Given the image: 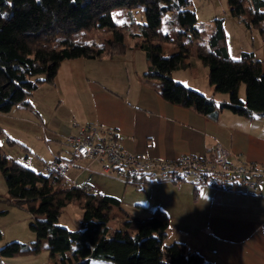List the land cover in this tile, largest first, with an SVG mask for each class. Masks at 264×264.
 <instances>
[{"label": "trees", "instance_id": "16d2710c", "mask_svg": "<svg viewBox=\"0 0 264 264\" xmlns=\"http://www.w3.org/2000/svg\"><path fill=\"white\" fill-rule=\"evenodd\" d=\"M226 1L230 13L245 27H256L264 41V0ZM138 4L143 6V23L133 12ZM191 4L192 0H0V112L29 105V96L41 83L54 84L61 61L123 54L132 47L129 39L145 54V76L159 80L165 100L212 117L223 110L248 118L264 116V72H258L252 52L229 56L222 18H215V27L192 53V38H202L204 29ZM119 8L125 10L126 21H119ZM97 29L111 37L104 42L89 39V32ZM166 40L177 51L164 56L161 42ZM192 55L207 68L213 93H225V98L172 78V71L188 66ZM242 83L245 99L238 96ZM0 171L8 201L26 207L33 216L29 227L36 234L31 245L6 243L0 257L36 254L44 240L46 249L58 253L59 264H90L92 259L113 264H214L195 250H177V243L165 242L170 219L159 207L136 219L134 234L111 231L110 208L119 205V198L66 184L60 175L37 172L2 154ZM69 203L83 210L77 229L58 223L62 207Z\"/></svg>", "mask_w": 264, "mask_h": 264}, {"label": "crops", "instance_id": "0c3cea01", "mask_svg": "<svg viewBox=\"0 0 264 264\" xmlns=\"http://www.w3.org/2000/svg\"><path fill=\"white\" fill-rule=\"evenodd\" d=\"M118 12L119 21H126L125 10L119 8ZM137 49L133 44L123 54L61 61L54 84L41 83L43 88L33 101L29 99V105H16L2 117L21 121L36 118L44 123V117L51 119L60 108L64 117L53 130L56 136L70 135L81 124H94L104 135L113 137L123 150L150 157L172 159L183 153L203 156L220 144L228 152L230 162H255L264 167V116L248 118L223 110L212 117L165 100L159 93V80L145 76L148 67L145 54L139 62L136 60ZM191 58V63L185 66L191 77L197 81L199 77L206 79V67L194 55ZM193 67H198L200 76L192 74ZM173 79L205 93L197 83ZM207 87L209 92L205 94L225 98L213 93L209 81ZM52 150L59 157L79 163L75 167L80 169L67 177L66 184H75L81 169L87 166H91L89 174L119 180L102 158L76 156V159L71 151L64 153L56 144ZM47 162L44 161L45 166ZM119 178L124 185L123 196L131 189L128 185L135 191L145 190L136 197L139 201L133 199L130 203L136 212L130 221L125 220L129 215L120 210L122 195L118 197L92 178L91 183L85 181L80 185L119 198V205L110 208V219L119 218L114 230L127 233L128 228L136 229V219L159 207L170 219L166 238L171 237V243H177V250L183 247L195 250L214 264H264V183L257 194L251 195L161 179L151 180L138 189Z\"/></svg>", "mask_w": 264, "mask_h": 264}, {"label": "rangeland", "instance_id": "374dc122", "mask_svg": "<svg viewBox=\"0 0 264 264\" xmlns=\"http://www.w3.org/2000/svg\"><path fill=\"white\" fill-rule=\"evenodd\" d=\"M191 7L196 12L197 23L202 25L204 29L202 38H192V53L195 52V45L197 43H202L215 27V18H222L227 38L226 48L229 56L231 58H238L242 52H252L256 60L258 72H264V41L259 30L256 27H245L244 24L239 21L238 16L230 13V6L226 0H192ZM133 12L136 21L143 23V6L138 4V6L133 9ZM107 36L111 37V33L103 32L98 29L91 31L88 34L89 39H94L99 42H104L107 39ZM126 41L133 42L129 39H126ZM156 41L158 42V40ZM162 43L164 56L174 53L175 47L171 40L162 41ZM131 45L133 44L131 43ZM137 50L138 53L136 60L139 62V60L142 59L143 51L141 49ZM127 60L132 59L130 58ZM191 60V57L187 58V61L191 62ZM190 72L189 68L182 66L173 70L172 75L174 78L188 81V83H197V87L199 89L208 93L207 75H204L206 76V79L202 80L200 79L201 77H199L197 81L195 78L191 77ZM199 72L198 67H193V75L196 74L197 76H200L201 74ZM42 86L44 85L40 84L38 89L32 92L29 96L30 100L33 101L36 98L37 94H39L38 92H40L41 88H43ZM222 95L225 97L227 96L225 93H222ZM238 96L241 99H245V89L243 83L240 85ZM3 114L4 113L0 112V154L5 155L13 161L23 162L26 165L33 167L37 172H41L43 174L47 173L44 161H52L54 157L58 156L57 151L55 152L52 150L53 145H58L64 153L71 151V154H73V147L65 142L64 136H56L53 133V130H55L58 125V120L64 117V113L60 108L56 110L51 119L44 117V123H41V121L36 118L34 120L27 119L24 121L15 120L9 117H2ZM47 114H50V111H48ZM51 116L52 115H50V117ZM84 125L85 124L82 126ZM76 132L77 130L70 134H76ZM11 139L12 141H10ZM24 146L27 147V149H25ZM73 156L77 159L75 155ZM68 161L67 177L69 175L71 176L75 170L78 171L77 169L79 168L75 167L79 164L78 162L73 161V159ZM95 164L98 165L97 162ZM90 168L91 166H87L86 168L81 169V175L75 184L82 185L85 181L91 183L92 178L94 180H98L104 187H106L107 190L117 193L116 195H118V197H121V195L123 196L124 185L121 181H119L121 180L119 177V180H117L115 178L106 177L105 175L99 176L94 173L89 174L90 172L88 171ZM127 188H131L128 189L131 194L129 191L125 192L122 198L120 210L122 209L126 215H129V218L125 220L130 221V216L136 214L133 208H131L130 203L133 199H136L137 196H142V193L145 190L135 191L133 186L130 185H128ZM134 196L135 198H133ZM137 201L139 200H134V202ZM82 211V207L78 204L69 203L62 207L58 217V223L68 227L69 229H76L80 223ZM32 219L33 216L24 205L8 201L5 179L0 171V247L10 241H18L31 245V243L36 239L35 232L29 227V223ZM118 221L119 218L117 217L110 219L108 223L109 227L113 230L116 229ZM127 231L128 234H134L136 229L128 228ZM172 241L171 237L165 239V242L167 243H171ZM41 246L42 249L36 254L1 256V262L2 264H59L58 253H51L48 249H46V241L44 240L41 242ZM90 264L113 263L100 259H92Z\"/></svg>", "mask_w": 264, "mask_h": 264}, {"label": "built area", "instance_id": "2783aa9c", "mask_svg": "<svg viewBox=\"0 0 264 264\" xmlns=\"http://www.w3.org/2000/svg\"><path fill=\"white\" fill-rule=\"evenodd\" d=\"M65 142L79 158H102L115 176L133 185L144 186L154 179L189 181L194 185L243 194H257L264 183V167L255 162L232 163L228 152L216 144L203 156L183 153L172 159L147 156L123 150L111 137L94 124L79 126L76 134L66 135ZM69 161L63 158L50 162L48 171L67 180ZM95 191L93 188H88Z\"/></svg>", "mask_w": 264, "mask_h": 264}]
</instances>
